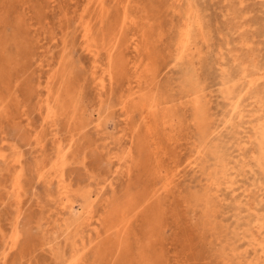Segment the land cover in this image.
Listing matches in <instances>:
<instances>
[{"label": "rangeland", "instance_id": "rangeland-1", "mask_svg": "<svg viewBox=\"0 0 264 264\" xmlns=\"http://www.w3.org/2000/svg\"><path fill=\"white\" fill-rule=\"evenodd\" d=\"M0 264H264V0H0Z\"/></svg>", "mask_w": 264, "mask_h": 264}, {"label": "bare ground", "instance_id": "bare-ground-1", "mask_svg": "<svg viewBox=\"0 0 264 264\" xmlns=\"http://www.w3.org/2000/svg\"><path fill=\"white\" fill-rule=\"evenodd\" d=\"M93 2V1H92ZM97 2V1H96ZM101 2V1H100ZM100 6H102V5H100ZM104 6V5H103ZM97 8H98V6H96ZM102 8V7H101ZM99 9V8H98ZM104 9V8H103ZM85 11V10H84ZM88 26H90V25H88ZM91 28V27H90ZM86 30V29H85ZM90 31V30H89ZM93 35V34H92ZM91 35V36H92ZM85 37V36H84ZM93 39V38H92ZM96 50V49H95ZM110 75V74H109ZM123 103V102H122ZM249 158V157H248Z\"/></svg>", "mask_w": 264, "mask_h": 264}]
</instances>
